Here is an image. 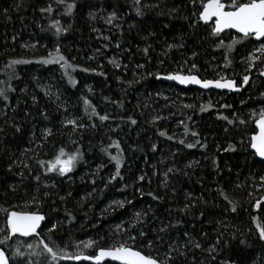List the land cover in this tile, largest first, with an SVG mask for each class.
<instances>
[{
  "label": "trees",
  "instance_id": "1",
  "mask_svg": "<svg viewBox=\"0 0 264 264\" xmlns=\"http://www.w3.org/2000/svg\"><path fill=\"white\" fill-rule=\"evenodd\" d=\"M67 2L72 3L73 0H67ZM102 2H105L104 5L109 9L114 7L124 11V5L127 4V0L120 2L75 0L76 7L73 13L68 15L64 11V6L58 7L54 0H0V86H6L4 82H7L15 88V92H9L8 102L0 99V127L4 129V132L0 133V201L5 203L10 198L19 197L23 190L30 189L32 183H35L33 177L38 174L35 159H29L32 152H29L28 156L23 155V149H28L25 145H28L31 130L36 133L39 143L44 132L43 128L52 130L53 135L48 137L43 147L35 150L37 158L48 160L54 157L59 147L65 146L69 138L78 139L84 146L92 142L101 143L104 130L110 127H116L125 132V138L128 141L139 143L138 152L143 155L148 153L147 148L150 147L148 142H145L149 141V132H147L149 129L150 133H153L152 140L158 143L163 142L167 146L164 151L168 160L162 162L161 166L169 164L171 158L183 162L185 159L186 162L197 160L196 163L191 164V167H188L190 165L188 163L184 165L183 172L172 175V187L168 189V193L177 203L163 199L162 194L157 191L151 193L159 196L158 200L153 199L149 191L139 199L141 202H147L144 209L148 216L157 218L152 224H159V219L167 218L172 225L180 221L179 225L173 228L181 229L186 223L184 216L189 212L192 215L188 223L189 230L202 244L201 249H194L189 245L190 254L194 257L196 264L212 262L216 264L203 249L215 243L219 232H224L221 246L225 240L229 242L222 251L225 257L238 261L243 259L246 261L250 257L256 258L258 254H255L256 251L252 248L261 250V253L264 252V241L259 240L258 236H252V233L247 234L250 227L248 224L252 225V223L251 219L245 223V219L255 215L254 223L264 224V181L260 179L264 176V162L251 151L250 138L256 132V127L247 114L251 108L261 103V94H264V78L259 75V72H253L249 83L243 85L242 90L237 93L206 91L200 88L185 89L159 78L161 75L170 73L169 70L176 64L184 63V60L192 66L194 62L207 63L211 58L212 41L207 38V26L202 22L195 28L190 26L194 23V19L188 18L193 11L190 0H169L162 5L167 15L164 20L156 21L151 25L149 24L152 20L148 23L142 22V32L144 30V33H147L151 30L150 28L155 31L147 42L138 38L136 33L141 24L130 26L126 29L119 47L112 42H104V57L88 61L87 57H84L88 53V46L85 44L86 39H83L87 27L81 25V18L86 17L87 11L99 6ZM48 3L52 4L55 11L50 14L41 13L39 9L46 7ZM142 10L149 12V15L152 13L154 15L156 12L155 9H149L147 6ZM182 16L184 19L181 18ZM58 19H61V22ZM63 19L68 21L69 25H66ZM57 20L61 27L68 28L67 32L59 36L55 35V28L52 27ZM164 23H167L168 27L163 26ZM179 33L183 35L178 36ZM171 40L175 42L174 48L168 47V42ZM181 40H184L183 48L179 47ZM56 46L60 47L69 63L75 66L74 70H68V75L60 64L44 65L37 62L46 58L49 52H54ZM89 47H91L90 44ZM145 47L149 48L147 54L143 52ZM218 50L219 57L223 58L222 52L225 50ZM238 51L239 44L230 55L229 67L234 73H237L239 69L236 59ZM180 57L183 60H180ZM14 59L29 60L31 63L9 67L8 65ZM113 59L120 64V67L117 68L111 63ZM137 65H144L150 72L143 80L133 79L131 76ZM84 68L89 71H82L81 69ZM56 69L61 72L63 83L60 86L65 96H69V101L73 103L71 105L63 107L55 105L41 94L39 84H48L53 74L55 75ZM101 72L103 75H100ZM13 74L15 78H12ZM69 75L76 82L75 84L69 82ZM234 78L238 80L239 77ZM33 94H36L38 99L32 100L30 95ZM84 98L92 102L100 115H102L101 105H107V115L110 119L101 122L98 117H93L89 120L84 112L86 107L83 103ZM217 106L219 108L216 110ZM202 108L205 110L201 111ZM5 112H8L6 116ZM42 113L48 114L47 120L43 118ZM8 114L12 115L11 119ZM152 114H159L166 118L171 116L174 118L177 114L185 115L183 122L187 125L188 131H185L184 144L179 143L180 140H184L183 138L168 139L170 131L166 125L158 128L155 133L160 122L150 123L148 119ZM189 114L197 115L201 125V128L195 131L199 134L196 138L201 141V144L193 148L186 146L197 140L190 141L187 138L191 134ZM213 115L217 116L213 117ZM70 117H75L86 125L95 124V127L73 131L72 126H65L62 123ZM223 117H228L229 120L238 117L247 123L241 125L237 120L236 123L230 124ZM129 118L135 119L137 123L133 125ZM5 120L8 121L7 124ZM12 123L19 124L22 131L16 133L10 126ZM160 131H165L167 136H160ZM203 139L207 142L204 143ZM118 142L122 149V144ZM172 144L179 147L180 153L173 151ZM204 144L207 147L201 146ZM229 145L234 146L235 151L225 150ZM150 156L152 159L155 158L153 153ZM12 160H15L17 164L21 161L29 163L32 167L31 174L22 165L17 167L16 164L9 172L8 165ZM83 161L84 157L78 165ZM142 164L141 159L136 160L135 167L130 171H133L135 175L142 168ZM21 172L24 173L23 177L19 174ZM52 174L54 173L43 177L44 181ZM45 183L52 182L45 181ZM10 186H15L16 190L11 191ZM220 190H223L236 205V212L231 211L232 205L224 199ZM189 194L195 201V207L187 212L183 211L184 219H182L180 215L173 213L179 214L180 212L175 211L177 208L183 209L185 204L191 203ZM256 200H262L261 207L253 210ZM43 202L46 203V201ZM0 206L3 207L1 204ZM65 209L67 212H72L68 205L63 207V210ZM67 212L65 210V218ZM124 212L126 211L108 212V221L118 219ZM201 212L204 213L203 216L200 215ZM92 216L94 217V214L89 213L88 218ZM0 219L5 223V213L0 212ZM231 225L234 227L231 228ZM101 227L102 223L96 222L93 229L100 232L101 237H105ZM236 229H240L242 235ZM232 233H236L235 240L231 238ZM241 239L245 240L244 245L240 244ZM221 258L222 256L219 255L217 260ZM185 260L190 261L187 258ZM34 264H48V259L45 256H34ZM59 264L88 263L62 260Z\"/></svg>",
  "mask_w": 264,
  "mask_h": 264
},
{
  "label": "rangeland",
  "instance_id": "2",
  "mask_svg": "<svg viewBox=\"0 0 264 264\" xmlns=\"http://www.w3.org/2000/svg\"><path fill=\"white\" fill-rule=\"evenodd\" d=\"M117 1L120 2L122 0ZM168 1L169 0H142L145 5H148L147 7H149V9L152 8V10H156L154 15L153 13L152 15H149V12L143 11L144 14L142 16H138L135 11L133 0H127V4L124 5L125 11L122 9H116L114 7L109 9L104 5L105 2H102L100 4L102 6L99 5L97 7H94L93 9H90L89 11H87L86 17L84 16L83 18H81V25L87 27L83 39H86L85 44L88 46V53H86L87 55L84 57H87L88 61L89 59L92 60L94 58L101 59L102 57H104L103 43L112 42L114 45L120 43L126 33V29L134 25L141 24L138 26L136 33L138 35V38H140L144 42H147L152 38L155 31L153 28H150L151 30L147 33H144V30L142 32V22L147 21L148 23L152 20L149 24L151 25L156 21L164 20L167 15L164 13L165 11L163 10L162 5L164 3H167ZM190 6L193 10V6L191 5V3ZM101 9H103V11H101ZM113 10L117 12L120 18L114 21L112 25H108L105 23V19L107 17V14L112 12ZM90 11L98 13V16L95 20L90 18ZM181 18L184 19L183 16ZM58 20L60 21L61 19ZM174 20L176 21V19ZM63 21L66 25H69L68 21H65L64 19ZM116 25H119L120 27H117ZM162 25L168 27L167 23H164ZM93 28H96L99 31H93ZM180 35L183 34L179 33L178 36ZM104 36L109 37V39L104 40ZM145 37H147V39H145ZM88 39L91 40L88 41ZM181 39H183L182 36ZM183 42L184 40H181L182 45ZM225 43H230V40L225 41ZM259 43L260 41L255 42L256 45H258ZM89 44L91 45V47H89ZM168 45H175V42L171 40L168 42ZM97 49H99V52H97ZM253 51L254 47L252 44L248 42L239 44V51L236 55V59L239 63V69L237 73H234V71H232L230 67H224V56L223 58L219 57V50L214 46H212L211 58L207 63L194 62L197 67L193 69L184 60V63L181 62L179 64H176L169 71L170 73L180 72L181 74L194 73L203 79H217L219 78V75H226L230 79L239 77L238 80L240 85L237 84V86L242 88L243 76L246 74L251 76L253 72H259V68L261 67L260 63L256 62V67L251 68L250 71H246L247 64L245 62V57L249 56ZM257 55L260 54L257 53ZM229 58L231 59V57ZM179 59L183 60V58L181 57ZM149 73L150 72H148V69L145 68L144 65L142 68H138L136 66L133 69V73L131 74V76L133 77V79L143 80ZM55 75L53 74L51 81L47 82L48 84H39L41 94L45 96V98L51 100V102L55 105L63 107L65 105L73 104L69 101V96H65L64 90L60 86V84L63 83V79L61 72L58 69L55 70ZM87 87H89V85ZM30 97H32V100L33 97H35V100L38 99L36 94L30 95ZM101 106L102 115L107 114L108 106L103 104ZM218 106L216 110L219 108ZM262 106L264 105L259 103L254 108H251L248 111L247 117L250 118L251 112L253 110L259 109ZM214 116L216 117L217 115H213V117ZM8 117L11 119L12 115L8 114ZM156 117H161V119H155ZM184 117L185 115L182 114H177L176 116H174V118L172 116L166 118L159 114H152L149 117L148 121L150 123L160 122L159 126L155 129V133L158 128L166 125V127H168L170 131V136L178 140L181 138H185V125L184 122L181 123V121H184ZM188 118H190L191 121L190 133L201 128L199 117H197V115L189 114ZM44 129H46V127H44L43 130ZM147 132H149V141H144L146 143L148 142V145L150 147L147 148L148 153H144L143 155L139 154L138 152L139 143L135 144L132 140L128 141L125 138L126 133L120 131V129H117L116 127H110L104 130L101 143L92 142L84 146L79 143L78 139L74 137L69 138L65 144L67 150L71 151L74 147L80 146L83 151V163L77 165L76 169L65 177H59L56 174H52L48 178H46L45 181H50L52 183L54 182L56 187L52 189H44L43 187H41L38 202H34L31 199L32 196L37 195V183L35 181V183H32L31 188L23 190L19 197H15V199L10 198L5 203L0 201V204L3 205L4 208H9L10 210L39 211L45 216V220L42 222L41 229H38V231L41 232L42 236H46L50 241L55 240L56 243L60 244L61 246L69 242L74 245L78 244L80 241H84L85 243L88 240L96 241L94 248H83V246H81L80 249H77L75 247H69L68 250L70 252L82 251L83 254L91 255L94 252L98 251L100 247H111L112 245L120 241H126L133 247L141 248L145 252V254L151 252L153 255L162 256L169 243L175 241L182 245L188 240V237L184 236L185 232L189 233L190 236L195 239L188 226V223L190 221L189 219L192 218V215L187 212V215L184 216L182 214L184 212L181 211V208H177V210H175L177 211V213L180 212L179 214L173 213V210H171L173 214L180 215L182 219H184L183 216L186 218L184 219L186 221L185 226L181 229H174L173 227H169L167 232L162 233L159 232V229L161 227L169 225V220L167 218H162L159 219V224L156 223V225H153L152 222L157 218L148 216L147 212H145L146 210L144 209V206L145 204H147V202H141L139 199L142 198V195L144 196L145 192L157 191L162 194L163 199L170 200L172 203H177L175 199L172 198V196L168 193V189L172 187V175L176 174V172H183L187 163L194 164L197 162V160H188V162H186L185 159L183 162L182 160L177 161L176 158H171L172 160L169 161V164H162L161 166L162 162H167L168 160V158L166 159V154L164 151V148L167 146L164 145L163 142L158 143L156 142V140H152L153 133H150L149 129L147 130ZM33 133H35L34 130H31L29 135L30 140L28 141V145L25 146H27L28 149H34L37 151L39 140L35 133V142H31L33 140ZM136 136H138V134ZM187 138L190 141H195L197 139L191 134L188 135ZM73 140L77 141V145H73L71 143V141ZM115 141H120V143L122 144L123 166L121 167L120 173L123 179L117 177L115 180H110V177L115 175V166L114 162H110L109 154H118V149H116L115 147H110V144ZM203 142L206 143L207 141L203 139ZM153 145L156 146L155 151H153ZM102 148H107V153L103 152L101 150ZM166 150L168 151L167 148ZM178 150L179 147L177 145H174L173 151H175V153H180V150ZM151 153L154 154L153 157L155 158H151ZM141 155L143 157H141ZM140 159L143 162L142 168L134 175L133 171H130V169H133V167H135L134 165L136 160L138 161ZM101 165H103V167H98ZM168 168H173L174 172L169 173L168 176L165 177L164 173ZM141 175L146 176V179L144 181H140L138 179V177ZM93 181L95 182L93 183ZM78 190H81V192L78 193ZM44 191H49L50 194L48 196H44ZM69 192L71 193L70 196L68 195ZM61 196L66 197V199L62 201L60 199ZM188 197L190 202L192 204H195V201L191 199L190 194ZM43 201H46V203H44ZM66 205L70 207L72 216L75 217L74 220L70 221L69 219L65 218V210L67 209L63 210V207H66ZM148 205L150 207V203ZM254 209L256 208L253 206V210ZM122 210L126 211L124 212V214L122 213L123 215L121 214L122 216L120 215L119 218L115 219L114 221H108V212H118ZM89 213L94 214V217L92 216L91 218H88ZM136 213L141 214L139 220H137L136 218ZM254 216L255 215H253L252 218L247 217L245 219V223H247V220L250 219L252 223V225L248 224V226L250 227L247 234L250 235V233H252V236H258L256 223H254ZM96 222L102 223L101 231H103L105 237H101L100 232L93 229V226ZM53 224L57 225L56 230L52 233H49L48 229ZM4 225V220L0 219V227H4ZM233 227L234 226L231 225V228ZM141 230L145 233L144 236L139 235V232ZM236 230L238 233H242L240 229ZM129 236H134L136 238L135 241L130 240ZM2 237L3 233H0V238ZM147 240H153L155 242L153 245V249L144 247V243ZM36 242L37 239L35 237L17 236L13 237V239L9 241L8 244L0 245V247L4 248L6 253L9 255L10 264H24L22 258L12 257V253L15 251V248L18 245H21V251L27 254L29 250L26 248V244ZM252 249L256 251L255 254H258L256 258L250 257L246 261L244 259L241 261L234 259L230 260L233 261V264H264V252L261 253V250H257L254 248ZM182 250L186 252V256L178 257L176 260V264H196V261L194 262V257H192V255L190 254V249L182 248ZM33 251H38V249H34ZM219 255L222 256L221 259L227 258L223 255L222 251L219 253ZM186 258L190 261L185 260ZM27 259L33 261L34 264V256H28ZM210 264H214V262Z\"/></svg>",
  "mask_w": 264,
  "mask_h": 264
},
{
  "label": "snow or ice",
  "instance_id": "3",
  "mask_svg": "<svg viewBox=\"0 0 264 264\" xmlns=\"http://www.w3.org/2000/svg\"><path fill=\"white\" fill-rule=\"evenodd\" d=\"M55 4L59 7L61 5L64 6V11L71 15L73 10L76 7L75 0L72 3H68L67 0H54ZM191 5L193 6V11L189 19H194V23H192L191 27L195 28L197 25L202 24L207 26V38L212 41V45L216 49H224L225 51L222 53L224 56L225 64L224 67L227 68L231 65V59L229 58L231 53L234 51L235 46L237 44H244L248 42L253 45L254 51L247 57H245V62L247 64L246 71H250L251 68L256 67V62H259L261 67L259 68V75L264 76V0H190ZM133 4L135 6V11L138 16H142L143 7L148 5L142 4V0H133ZM41 13H53L55 9L53 8L51 3H48L46 7H41L39 9ZM103 11V9H101ZM89 16L91 19L95 20L98 16L97 12H89ZM117 12L113 10L112 12L107 14L105 19V23L108 25H112L114 21L119 19ZM120 27L119 25H116ZM53 28H55V35L59 36L63 32H67L68 28H63L60 26V22L54 21ZM70 27V26H69ZM226 30H234L236 33L235 37L229 36L230 43H225V39L221 36L222 33H225ZM93 31H99L96 28H93ZM151 35V34H150ZM15 39V37H13ZM104 40H108L109 37L104 36ZM147 39V37H145ZM256 41H260L258 45L255 44ZM107 45H105L106 47ZM119 43L116 44V47H119ZM176 45H169V48L175 47ZM179 47H183V45H179ZM149 51L148 47L143 49V52L147 54ZM99 52V49H97ZM259 53L260 55H257ZM195 55V53L193 54ZM94 58V57H93ZM38 63H42L44 65L49 64H60L62 68L65 69V74L68 75L69 69H75V66L70 64L68 59L63 55L59 46L55 47L54 52H49L46 58H42L37 61ZM31 63L29 60L23 59H14L8 65L9 67L19 64H27ZM111 63L115 67H120V64L117 63L115 59L111 61ZM138 68H142L143 65H137ZM195 69L196 64H192L191 66ZM84 72H88L89 69L84 68L81 69ZM94 71V70H93ZM100 75H103L101 72ZM15 75L13 74V77ZM168 80L178 81L180 84H194L199 85L201 88H215V89H227L230 91H240V88L237 86V82L234 79L228 78L226 75H219L217 79H201L197 75L188 74L183 75L180 72L170 73L166 77ZM250 76L244 75L242 78V85H247L249 83ZM69 82L75 84L76 82L72 80L69 75ZM131 83V82H129ZM6 86H0V99L5 102L9 101V92H15V88H12L10 84L4 82ZM91 91V89H89ZM47 94V93H46ZM261 104L264 105V94H261ZM35 100V97H33ZM83 103L86 106L84 109L85 115L91 120L93 117H98L99 121L104 122L110 119L109 115L104 114L100 115L95 106L92 104L90 100L87 98L83 99ZM7 106V104H6ZM225 107H230V105H225ZM90 109V111H89ZM67 110V109H65ZM205 109L202 108L201 111ZM6 116L7 113L5 112ZM42 116L45 120L48 119L47 113H42ZM131 123L134 125L137 123L135 119L129 118ZM155 119H161V117H156ZM223 119L228 120L230 124L236 123L237 120L239 124H246L247 121L244 119H239L238 117L233 120H229L228 117H223ZM250 119L255 123L256 128H258V132L250 138V147L254 150V155L264 160V106L259 109L253 110L250 114ZM7 124L8 121L5 120ZM65 126H72L73 131L78 129H83L86 127H95V124L86 125L82 123L75 117L66 118V120L62 121ZM183 123V121H181ZM16 133H20L22 131L21 126L16 123H12L10 125ZM185 131H188L187 125H185ZM4 129L0 127V133H3ZM52 130L50 128L44 129L43 135L40 139V143L37 145V148H42L44 143L48 140L49 136H52ZM159 135L164 137L167 136L165 131H160ZM192 136L198 137V133L193 131L191 133ZM172 136H168V139H172ZM31 142H35V133H33V140ZM73 145H77V141H71ZM179 143L184 144V140H180ZM197 144H201L199 139L196 140L195 143H189L186 146L188 148H193ZM202 147H207L206 144L201 145ZM110 147H115L118 149L117 155L109 154L110 162H114L115 166V175L110 177V180H115L117 177L123 179L120 173V169L123 166V155L122 149H120V145L118 141L112 142ZM103 152L107 153V148L101 149ZM156 150V146L153 145V151ZM235 151L234 146L229 145L228 149ZM32 152V156L29 159H35V163L37 165L38 174L34 175L33 179L37 183V195L32 196V201H39V193L41 187L44 189H52L55 188V183H45L43 177L47 176L49 173H54L59 177H65L68 174L72 173L77 165L83 160V151L80 146L74 147L71 151L67 150L65 146H61L58 148L56 154L52 159H39L36 157V151L34 149H25L23 152L24 156H28V153ZM215 163V161H214ZM16 164L17 167L23 166L24 169H27L29 173L32 172V167L29 163L21 161L20 164H17L15 160H12L8 165V171H12L13 165ZM192 165H188L191 167ZM103 167V165L98 166ZM42 170V171H40ZM178 171V170H175ZM174 172L173 168H168L164 173L165 177L168 176L169 173ZM22 177L24 175L23 172L19 173ZM187 173H185L186 175ZM140 181H144L146 179L145 175H141L138 177ZM261 181H264V176L260 177ZM95 181H93L94 183ZM239 187V185H237ZM11 191H15V186H10ZM49 191H44L43 195L48 196ZM220 194L224 196V199L228 201L231 207L232 212H236V205L232 200L229 199L228 195L224 194L223 190H220ZM70 196L71 193L69 192ZM149 195L153 196V199H160L159 196L153 195L151 192ZM60 199L63 201L66 197L61 196ZM202 199V198H201ZM262 200H256L254 207L259 209L261 207ZM195 207V204L188 203L185 204L184 208L181 211L187 212L190 208ZM0 212L5 213V225L4 227H0V233H3V237L0 238V245H6L13 239V237H35L37 239L36 243H27L26 248L29 250L26 254L21 251V245H18L15 248V251L12 253V257L22 258L24 264H33V261L28 260V256H45L48 259V264H59L60 261H80V260H92L95 261V264H102L105 258H110L112 261H117L119 264H176V260L178 257L186 256V252L183 249H189V245L194 249H201L202 244L199 240L194 239L190 236L189 233L185 232L184 236L188 237V240L180 245L178 242H171L167 245V249L164 251L163 255H153L151 252L145 254V252L139 247H133L129 245L126 241H120L111 247H100L98 251L94 252L92 255H84L82 251L70 252L69 247H75L80 249L81 246L83 248H94L96 241L88 240L86 243L84 241H80L78 244H72L71 242L64 244L61 246L57 244L55 240H49L47 237L42 236L41 232L38 229H41V222L45 220V216L41 214L39 211H27V210H10L9 208L0 207ZM67 212V210H66ZM201 216L204 215L203 212L200 213ZM141 214L136 213V218L139 220ZM67 219L74 220L75 217L72 216L71 212H67ZM180 221H177L176 225H172L171 223L165 227H161L159 232H167L169 227L178 226ZM57 225L53 224L48 232L52 233L56 230ZM225 228L227 226L225 225ZM256 228L258 230V239L264 241V224L257 222ZM239 231V230H238ZM139 235L144 236L145 233L141 230ZM242 235V233H241ZM224 236V232H219L216 236L215 243L211 246L203 249L206 251L211 257L212 261H215L216 264H233L228 258H223L217 260V256L221 251H223L224 247L228 246V241L225 240L223 242V246H221V239ZM231 238L233 240L236 239V233H232ZM130 240L135 241L134 236H129ZM162 239V238H160ZM153 240H147L144 243V247L148 249H153L154 245ZM245 240L241 239L240 244L244 245ZM34 249H38L39 251H33ZM0 264H10V257L4 250V248L0 247Z\"/></svg>",
  "mask_w": 264,
  "mask_h": 264
},
{
  "label": "water",
  "instance_id": "4",
  "mask_svg": "<svg viewBox=\"0 0 264 264\" xmlns=\"http://www.w3.org/2000/svg\"><path fill=\"white\" fill-rule=\"evenodd\" d=\"M226 31H234V30H226ZM235 32V31H234ZM170 74V73H169ZM193 75H197V74H194V73H191ZM168 74H165V75H161L159 78L167 83H170V84H175L177 85L178 87H181V88H185V89H189V88H200L202 90H206V91H209V90H218V91H224V92H236V91H230V90H227V89H215V88H208V89H204V88H201L199 85H194V84H180L178 81H173V80H168L166 79L165 77L167 76ZM183 75H188V74H183ZM198 76V75H197ZM199 78H201L200 76H198ZM264 78V76H262ZM203 79V78H201ZM240 88V87H239ZM256 127V126H255ZM256 132H258V128H256ZM255 132V133H256ZM254 133V134H255ZM253 134V135H254ZM252 152H254L253 149H251ZM258 157V156H257ZM259 158V157H258ZM261 160V158H259ZM264 162V160H262ZM43 222V221H42ZM41 222V224H42ZM94 254V253H93ZM86 255V254H84ZM92 255V254H91ZM77 262H85V263H88V264H95V261H92V260H80V261H77ZM104 263H113V264H119V262L117 261H112L110 258H105L104 261H102V264Z\"/></svg>",
  "mask_w": 264,
  "mask_h": 264
},
{
  "label": "flooded vegetation",
  "instance_id": "5",
  "mask_svg": "<svg viewBox=\"0 0 264 264\" xmlns=\"http://www.w3.org/2000/svg\"><path fill=\"white\" fill-rule=\"evenodd\" d=\"M221 36L225 39V40H228L229 41V36H232V37H235L236 36V33L234 32V31H226L225 33H222L221 34ZM234 80H236V79H234ZM236 82H237V84L238 85H240V83H239V81L238 80H236ZM242 90V88H240V91ZM239 91V92H240ZM221 92H224V91H221ZM229 92V91H228ZM233 93H235V92H233ZM236 93H237V91H236Z\"/></svg>",
  "mask_w": 264,
  "mask_h": 264
}]
</instances>
